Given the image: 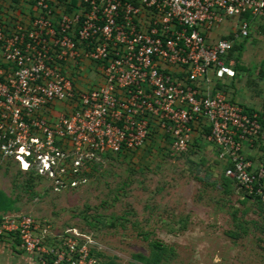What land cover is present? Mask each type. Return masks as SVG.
Wrapping results in <instances>:
<instances>
[{
    "label": "built area",
    "instance_id": "2783aa9c",
    "mask_svg": "<svg viewBox=\"0 0 264 264\" xmlns=\"http://www.w3.org/2000/svg\"><path fill=\"white\" fill-rule=\"evenodd\" d=\"M35 7L28 22L0 20L1 158L60 192L86 183L84 172L105 154H131L161 137L181 155L203 139L225 176L264 205V112L248 111L230 88L231 51L250 36L247 17L264 21V0H35ZM231 18L239 28L217 37ZM92 71L98 80L87 77ZM56 104L64 111L49 117ZM12 236L37 264H103L90 238L74 229L56 236L29 215L0 217V238Z\"/></svg>",
    "mask_w": 264,
    "mask_h": 264
},
{
    "label": "rangeland",
    "instance_id": "374dc122",
    "mask_svg": "<svg viewBox=\"0 0 264 264\" xmlns=\"http://www.w3.org/2000/svg\"><path fill=\"white\" fill-rule=\"evenodd\" d=\"M249 22L250 36L237 40L243 46L236 55L247 71L230 88L243 107L262 111L264 21ZM240 24L225 19L217 37ZM87 77L98 80L94 71ZM199 145L172 155L157 140L131 154L102 156L86 183L60 192L45 180L27 188L25 174L17 178L18 167L0 156V193L15 199V213L48 222L56 236L74 229L90 238L104 264H148L144 259L153 258L155 242L171 250L160 264H264V228L251 221L258 218L255 206L237 197L228 202L217 183L224 165L212 146ZM247 209V234L234 239L230 233L240 231L233 212L240 217ZM24 253L7 254L0 264L36 260Z\"/></svg>",
    "mask_w": 264,
    "mask_h": 264
},
{
    "label": "trees",
    "instance_id": "16d2710c",
    "mask_svg": "<svg viewBox=\"0 0 264 264\" xmlns=\"http://www.w3.org/2000/svg\"><path fill=\"white\" fill-rule=\"evenodd\" d=\"M58 1L60 3H64L66 0H58ZM34 4H35V1H34ZM247 18H248V20L249 19L252 20L250 17H247ZM227 38H232V36H229ZM242 46H243V44L235 43L234 46H233V49L231 51V55H230L231 56V64H232L233 68L236 71L235 79L237 77H239L241 73L247 71V69L240 64V58L236 57L237 54L241 53ZM261 76L264 77V71L261 72ZM247 110L251 111V112L252 111H256L255 109H247ZM262 111L264 112V108L262 109ZM199 144L203 145V144H206V142L203 139L194 141V143L192 144L190 150L192 148H197L198 149L200 147ZM184 154H186V153H184ZM112 155L113 154L109 153V154H105L104 156L108 157V156H112ZM124 155H126V154H124ZM181 155H183V154H181ZM7 164L12 165L13 163H12V161H8ZM93 166L90 168L89 172L85 171L83 175L88 178V176H90L94 172V167ZM222 172L223 173H222V175H221V177H220V179L218 180L217 183L223 188L224 194H225L226 199L228 200V202L229 201L231 202L232 198L237 197L239 199L238 200L239 203H241L242 205H247L248 203L253 204L255 206L254 208H255V211L257 213L258 218H255V219H253L251 221L255 225V227L264 228V205H263V203L259 199L255 198L253 196L246 195L244 192H242L239 189V186L237 185V183L235 181L227 178L225 176L224 166L222 168ZM23 174H25V177H26V182L25 183H26L27 188H31V187L33 188L35 185H37L38 180H42L41 178L35 176L31 172H22L20 170L17 171L16 176L18 178L19 176H22ZM15 204H16L15 199L13 200V199L9 198L7 195L4 194V192L0 193V217H2V215L7 214V213H15L17 211L16 208H15ZM249 213H250V209H247V210L243 211L242 215L239 217L238 210H235L233 212V218H234V221H235V225H236V227H238V230L240 231V232L230 233V236L233 237L234 239H237L240 235L242 236V234L243 235L247 234L246 225L248 223H250L251 221L246 220L245 217L248 216ZM10 238L15 240L17 246H19L20 242H19V240H18V238L16 236H12ZM153 247L156 249V251H155V254H154L152 259H147V258L144 259V258L140 257V258L144 259L145 261H147L148 264H160L161 261L164 258L168 257V253L171 252V250H168L166 247H163L158 242L153 243ZM94 254H95L96 258L101 260L99 254L96 252L95 249H94ZM36 262H37V259H36Z\"/></svg>",
    "mask_w": 264,
    "mask_h": 264
},
{
    "label": "crops",
    "instance_id": "0c3cea01",
    "mask_svg": "<svg viewBox=\"0 0 264 264\" xmlns=\"http://www.w3.org/2000/svg\"><path fill=\"white\" fill-rule=\"evenodd\" d=\"M34 1L35 0H0V20L1 22L8 27L13 25V23L18 20H23L25 22H28L31 19V17H33L37 12ZM52 1L59 3L58 0H52ZM71 70L72 69H70L69 72ZM64 109L65 108L62 104H56L48 112V116L55 118L57 117L59 113L64 111ZM157 140L164 142V139L161 137L155 138L154 140H151V142H155ZM212 152L216 153L214 148ZM255 152L256 151L254 149H251L249 146L245 147V153L250 158H254ZM20 252L24 253L23 251L20 250L19 246H17L15 240L9 237L0 238V259L6 257L7 254L9 256L11 255L13 256L14 255L13 253L19 254ZM30 256H31L30 258L34 257L32 255ZM29 264H37V262L36 260H32L30 261Z\"/></svg>",
    "mask_w": 264,
    "mask_h": 264
}]
</instances>
